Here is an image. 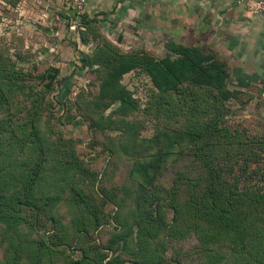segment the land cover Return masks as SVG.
Masks as SVG:
<instances>
[{
  "label": "rangeland",
  "instance_id": "374dc122",
  "mask_svg": "<svg viewBox=\"0 0 264 264\" xmlns=\"http://www.w3.org/2000/svg\"><path fill=\"white\" fill-rule=\"evenodd\" d=\"M137 5L119 25L85 19L82 33V19L72 29L0 0V264H264L255 92L229 82L246 95L218 112V90L192 77L159 90L148 57L174 61L185 46L227 61L229 76L230 63L193 11L150 18ZM189 178L196 203L214 197L221 212L190 211Z\"/></svg>",
  "mask_w": 264,
  "mask_h": 264
},
{
  "label": "crops",
  "instance_id": "0c3cea01",
  "mask_svg": "<svg viewBox=\"0 0 264 264\" xmlns=\"http://www.w3.org/2000/svg\"><path fill=\"white\" fill-rule=\"evenodd\" d=\"M17 2L19 11L24 9L26 14L32 11L39 17L42 13L74 17L67 0ZM144 3L150 18L159 15L164 19L167 13H175L176 20H183L193 11L194 27L210 30V42L225 53L231 67L229 82L255 92L257 116L264 122V16L248 11L236 0H144ZM135 8L137 0H86L88 18L114 21L113 25L136 16Z\"/></svg>",
  "mask_w": 264,
  "mask_h": 264
},
{
  "label": "trees",
  "instance_id": "16d2710c",
  "mask_svg": "<svg viewBox=\"0 0 264 264\" xmlns=\"http://www.w3.org/2000/svg\"><path fill=\"white\" fill-rule=\"evenodd\" d=\"M82 19V23H84L83 26L79 28V31L82 30V33L86 31V24L85 19L89 21H95L94 19L88 18L86 15V11L78 16L76 21ZM72 23L74 22V17H71ZM72 25V24H71ZM85 28V29H84ZM178 53V59L174 61H170V59H163V60H155L153 58H146L144 63L142 65L144 68L147 69V71L152 76V79L156 86L159 88V90L166 91L169 89H173L174 86H177L181 84L185 78L192 77L193 78V84L195 85H203L205 87H210L218 90V93L222 96L221 101L217 102V108L218 112H221L222 107L225 105L227 101H235L237 103L242 102V95H246L245 92L239 91L237 93L229 91L224 85H227L229 83V72H228V63L227 61H223L221 59H217V57L210 55L205 56V54L202 51L197 50V48H186L185 46H181L177 48ZM129 63V62H128ZM139 64V63H136ZM130 66H136L133 64H130ZM131 67V68H133ZM54 74H57L59 72L58 68H53ZM50 74L51 80L46 84L48 88H51L54 83L55 75ZM11 79V76H10ZM13 79V77H12ZM11 79V80H12ZM15 82L14 80H12ZM222 88V89H221ZM126 94H130L129 91H125ZM250 99L253 98V95L249 96ZM196 99V97H194ZM121 99L125 100V96H122ZM2 173L5 174L6 177V170L4 168L1 170ZM11 172V171H10ZM1 175V174H0ZM184 181V182H183ZM182 182L190 187V211L193 207H200L199 211L205 210L206 214H212V213H219L221 212L218 202L214 197L211 196H205L200 199V201L197 202V198L199 196L196 193V188L200 185V180H194V179H184ZM3 182V179L0 180V183ZM24 182V181H23ZM32 179L29 181H26L25 184V190L24 196L25 197H19V201L17 202V209L16 213L19 214L18 207L20 205H23L25 207L30 206L33 201V196L28 195L27 188L31 185ZM5 192L7 190H0V192ZM4 196V195H3ZM24 198V199H23ZM1 204V203H0ZM8 209L10 211L15 212L14 207L9 206V204H6ZM14 213V215H17ZM157 219V215L151 214L148 216H145V220L147 221H154ZM22 247H25L22 246ZM19 244L17 245V248H22ZM22 250H25L23 248ZM260 262V261H259Z\"/></svg>",
  "mask_w": 264,
  "mask_h": 264
},
{
  "label": "built area",
  "instance_id": "2783aa9c",
  "mask_svg": "<svg viewBox=\"0 0 264 264\" xmlns=\"http://www.w3.org/2000/svg\"><path fill=\"white\" fill-rule=\"evenodd\" d=\"M69 9L73 10L74 22L72 29L76 28V19L86 11V0H67ZM237 4L243 5L248 11L264 16V0H236Z\"/></svg>",
  "mask_w": 264,
  "mask_h": 264
}]
</instances>
